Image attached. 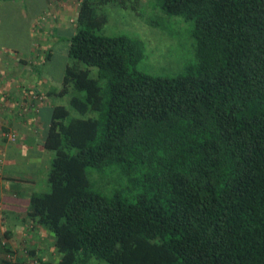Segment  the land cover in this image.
Listing matches in <instances>:
<instances>
[{
	"label": "trees",
	"instance_id": "16d2710c",
	"mask_svg": "<svg viewBox=\"0 0 264 264\" xmlns=\"http://www.w3.org/2000/svg\"><path fill=\"white\" fill-rule=\"evenodd\" d=\"M153 7L191 25L194 60L176 76L136 69L143 43L101 35L107 16L80 3L62 40L70 99L52 110L47 189L27 213L57 259L22 264H264V0ZM107 173L111 193L92 179Z\"/></svg>",
	"mask_w": 264,
	"mask_h": 264
},
{
	"label": "crops",
	"instance_id": "0c3cea01",
	"mask_svg": "<svg viewBox=\"0 0 264 264\" xmlns=\"http://www.w3.org/2000/svg\"><path fill=\"white\" fill-rule=\"evenodd\" d=\"M81 2L0 0V264L53 260V236L27 213L30 196L47 182L53 153L44 142L52 110L70 99L60 95L70 64L67 43H60L75 32L70 23ZM57 45L65 64L49 66Z\"/></svg>",
	"mask_w": 264,
	"mask_h": 264
},
{
	"label": "rangeland",
	"instance_id": "374dc122",
	"mask_svg": "<svg viewBox=\"0 0 264 264\" xmlns=\"http://www.w3.org/2000/svg\"><path fill=\"white\" fill-rule=\"evenodd\" d=\"M92 1L99 14L104 13L107 16L106 24L99 31L101 35H127L143 43L144 56L135 65L136 69L154 76L172 77L183 72L185 67L194 60V45L190 36L191 25L181 17H169L153 7L155 0H139L136 10L122 7L118 0ZM78 9L79 6L77 11ZM70 10L75 18V9L71 6L67 11ZM72 24L75 29L76 21L70 23ZM1 41L8 44L5 40ZM60 44L63 46L65 42ZM59 46L53 48L48 61L49 66L58 64L61 67L65 64V58L60 53ZM96 75V68H91V76L95 78ZM92 179L95 180L97 188L104 193H111L113 189L119 187L121 182L119 177L110 173L103 176L93 174ZM39 186H43L42 191L47 189L45 181ZM50 254L53 260L57 259L55 250H51ZM91 264L107 263L93 260Z\"/></svg>",
	"mask_w": 264,
	"mask_h": 264
},
{
	"label": "built area",
	"instance_id": "2783aa9c",
	"mask_svg": "<svg viewBox=\"0 0 264 264\" xmlns=\"http://www.w3.org/2000/svg\"><path fill=\"white\" fill-rule=\"evenodd\" d=\"M8 137L11 142H14L16 140V138L13 135H9Z\"/></svg>",
	"mask_w": 264,
	"mask_h": 264
}]
</instances>
